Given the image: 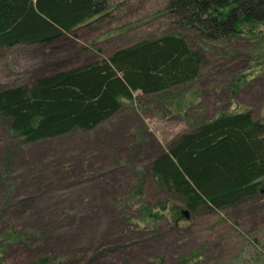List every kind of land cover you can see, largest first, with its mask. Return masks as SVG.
Segmentation results:
<instances>
[{"label": "rangeland", "instance_id": "rangeland-1", "mask_svg": "<svg viewBox=\"0 0 264 264\" xmlns=\"http://www.w3.org/2000/svg\"><path fill=\"white\" fill-rule=\"evenodd\" d=\"M167 2L108 0L51 45L0 49V87L31 85L168 31L180 30L204 56L194 81L165 95L137 91L92 130L24 145L0 117V264L44 256V264H264V178L261 192L237 205L189 211L148 170L180 133L211 118L250 112L264 121V29L203 41L159 15Z\"/></svg>", "mask_w": 264, "mask_h": 264}, {"label": "trees", "instance_id": "trees-1", "mask_svg": "<svg viewBox=\"0 0 264 264\" xmlns=\"http://www.w3.org/2000/svg\"><path fill=\"white\" fill-rule=\"evenodd\" d=\"M107 1L0 0V49L51 45L104 11ZM166 13L172 14L173 27L194 29L203 41L260 34L256 25L264 29V0H168L159 15ZM203 63L201 51L190 48L180 30L168 31L116 47L87 64L39 76L31 85L0 87V117L9 120L10 131L24 145L74 129L92 130L137 91L165 95L194 81ZM148 170L166 191L180 194L189 211L201 204L218 210L237 205L261 192L264 121L250 112L211 118L180 133L154 156ZM155 261L166 264L160 257ZM47 262L44 256L36 264Z\"/></svg>", "mask_w": 264, "mask_h": 264}, {"label": "water", "instance_id": "water-1", "mask_svg": "<svg viewBox=\"0 0 264 264\" xmlns=\"http://www.w3.org/2000/svg\"><path fill=\"white\" fill-rule=\"evenodd\" d=\"M184 215H185L186 217H188V212H184Z\"/></svg>", "mask_w": 264, "mask_h": 264}, {"label": "crops", "instance_id": "crops-1", "mask_svg": "<svg viewBox=\"0 0 264 264\" xmlns=\"http://www.w3.org/2000/svg\"><path fill=\"white\" fill-rule=\"evenodd\" d=\"M87 63H89V62H87Z\"/></svg>", "mask_w": 264, "mask_h": 264}]
</instances>
